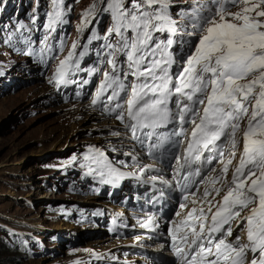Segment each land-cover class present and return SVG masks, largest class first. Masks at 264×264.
Instances as JSON below:
<instances>
[{"label":"snow or ice","instance_id":"1","mask_svg":"<svg viewBox=\"0 0 264 264\" xmlns=\"http://www.w3.org/2000/svg\"><path fill=\"white\" fill-rule=\"evenodd\" d=\"M213 3L216 7L209 8L207 15L191 14L192 31L188 35H197L198 39L174 78L169 69L175 61L168 51L173 40L153 39L154 33L176 31L164 11L168 7L165 0H128L127 5L125 0H105L101 11L109 12L113 20L108 35L118 39L104 46L111 71L104 72L97 96L105 94L111 102L124 93L127 99L117 102L111 110L121 109L116 112L117 120L124 122L127 117L131 121L125 127L131 130L133 138L138 126L153 127L170 118L192 123L183 163L181 157L176 158L179 169L190 168L204 151L216 153L212 159L222 167L211 180L213 191L216 195L222 188L227 191L217 202L207 230L208 218L201 209L199 231L195 227L189 230L191 240L189 234L180 237L184 244L194 247L186 249L173 243L181 264H264V0H213ZM53 4L45 26L49 31H55L54 25L63 16L62 0H53ZM228 5L242 7L230 12ZM95 9L96 5H92L84 13L85 24L90 23L88 17ZM77 47L73 42L67 56L60 60L52 78L57 85L67 83L69 75L79 68V60L74 57L82 58L86 53H77ZM118 56L124 57L122 63ZM130 76L134 81L126 84ZM172 97H176L178 110L174 116L169 108ZM245 119L241 157L231 181L225 182L236 155V134ZM225 141L230 144L227 158L221 148ZM212 159L207 163H212ZM193 174L200 175L199 170L185 172L183 178L187 180ZM217 183L221 187H215ZM209 195L205 189V198ZM208 204L211 212L212 201ZM245 209L247 215L242 216ZM151 220L149 217L148 221ZM236 220L246 225V242L240 236L229 239L233 236L232 222ZM170 235L175 242L176 235Z\"/></svg>","mask_w":264,"mask_h":264},{"label":"rangeland","instance_id":"2","mask_svg":"<svg viewBox=\"0 0 264 264\" xmlns=\"http://www.w3.org/2000/svg\"><path fill=\"white\" fill-rule=\"evenodd\" d=\"M87 3L98 5L99 0H87ZM194 36L193 45L198 39ZM0 60H5L1 53ZM54 87L55 83L46 86L42 82H32L17 92L0 96V264H66L81 255L79 251H99L106 256L109 248L119 244L114 241L111 245L110 240L98 243L106 238L97 236L100 240L68 252L61 243L54 246L48 243L49 231L75 230L72 224L78 221L82 210L91 216L106 207L109 211H117L109 208L112 203L106 195L98 194L97 178L88 171L91 168L85 161V154L94 146L120 150L131 142L123 136L130 129L121 126L123 129L117 131L116 125L113 126L116 120L102 116L89 101L84 112L77 115L73 107L84 104L65 105L63 95L49 101ZM61 167L73 173L62 180L52 178L51 173H56L53 170ZM47 188L58 191L56 205L63 206L59 208L60 218L68 226L47 212L45 205L53 198L52 193L45 192ZM118 201L123 203L121 199ZM93 238L90 236L87 241ZM37 239L42 242L47 239V246H53L59 255L50 257L49 251L42 248L38 256L27 257L24 246L38 248Z\"/></svg>","mask_w":264,"mask_h":264},{"label":"bare ground","instance_id":"3","mask_svg":"<svg viewBox=\"0 0 264 264\" xmlns=\"http://www.w3.org/2000/svg\"><path fill=\"white\" fill-rule=\"evenodd\" d=\"M87 106H89V104H84V105H81V107H77V108H74L73 107V109H76V110H74V111H76L75 113H76V115L79 113V112H84V110H85V107H87ZM72 108V107H71ZM87 111V110H86ZM91 113V112H90ZM82 115V114H81ZM198 122V121H197ZM110 123V122H109ZM112 124V123H111ZM115 125H116V127H115ZM109 127H111V128H113V126L116 128V129H118L117 131H119V130H121L120 129V127H117V123H113V126L112 125H108ZM107 126V127H108ZM122 128V127H121ZM116 132V131H115ZM114 132V133H115ZM124 132V131H123ZM111 134H113V133H111ZM116 135V134H115ZM118 135V134H117ZM120 135V134H119ZM122 136V135H121ZM118 138V137H117ZM120 138V137H119ZM119 141V140H118ZM122 141V140H121ZM123 143V142H122ZM116 144H117V142H116ZM119 145V144H118ZM110 146V145H109ZM119 148V147H118ZM91 151V150H90ZM90 151L88 152V154H90ZM92 151H94L95 153H96V155L94 156V157H90L89 155H87L86 156V158L87 157H90V162H97L102 168H103V170H104V174L106 175V176H109V175H111V174H113V173H115V172H118V173H120V170L119 169H117V168H115L113 165H112V162H113V159H112V157H110V156H106V155H104V152H103V150H100V149H92ZM207 158V157H206ZM205 158V159H206ZM91 171H93L94 172V170L93 169H91ZM131 174H132V176H133V179H135L136 178V176L137 175H140L141 174V172H140V168H137L136 170H134V171H131ZM108 178V177H107ZM110 181V183H111V181L112 180H109ZM144 182H145V179L144 180H142L139 184H138V186L136 187V188H138V189H141V188H143V184H144ZM128 185L130 184L129 182L127 183ZM127 187H125L124 186V188H123V191H121L118 195H117V197L116 198H119V197H121L122 196V194L123 193H125L126 192V189ZM132 195H133V193H131L130 194V196L126 199V202H130L131 200H132ZM46 199L48 198V195L45 197ZM50 198V197H49ZM167 204L165 203V206H166ZM101 208V207H100ZM109 208H117V207H114L113 205H111V207H109ZM113 211V210H112ZM112 211H110V212H112ZM128 212V211H127ZM128 214H130L129 212H128ZM110 215L112 216V218H111V230L113 231V232H117L119 229H120V225H119V221H120V218L122 217V218H125L126 216H127V213H126V211H125V209L123 208V207H121V208H117V211H113L112 213H110ZM130 215H133L134 216V214L132 213V214H130ZM126 222H128V218H126ZM146 237H150V235H147ZM149 239V238H148ZM104 241H107L106 239H104V240H102V241H99L98 243H101V242H104ZM127 242H129V241H125V242H123V243H127ZM96 243V242H95ZM102 244V243H101ZM159 246V245H158ZM105 250V249H104ZM84 251V250H83ZM85 253H91V252H89V251H87V252H85ZM99 258H102V259H104L106 256H102V255H100V256H98ZM107 258V257H106Z\"/></svg>","mask_w":264,"mask_h":264}]
</instances>
